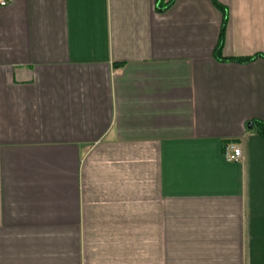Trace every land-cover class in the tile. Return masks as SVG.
Masks as SVG:
<instances>
[{
    "label": "crops",
    "instance_id": "1",
    "mask_svg": "<svg viewBox=\"0 0 264 264\" xmlns=\"http://www.w3.org/2000/svg\"><path fill=\"white\" fill-rule=\"evenodd\" d=\"M4 1L0 264H264V0Z\"/></svg>",
    "mask_w": 264,
    "mask_h": 264
},
{
    "label": "trees",
    "instance_id": "2",
    "mask_svg": "<svg viewBox=\"0 0 264 264\" xmlns=\"http://www.w3.org/2000/svg\"><path fill=\"white\" fill-rule=\"evenodd\" d=\"M175 0H159L158 4L160 8H168ZM214 4H216V6H218L223 12H224V24H223V28H222V32H221V36H220V40H219V44L218 47L216 49L215 52V56L216 58L220 59V60H230V61H236V62H250L252 60H255L258 57H262V55H255V56H251V57H245V58H223L222 57V46H223V41H224V27L227 21V11L226 9L220 5L217 0H213ZM252 125V128L250 129V131L255 132L261 139L264 140V121L262 120H255L252 122H249ZM249 123L247 124V127L249 125Z\"/></svg>",
    "mask_w": 264,
    "mask_h": 264
},
{
    "label": "built area",
    "instance_id": "3",
    "mask_svg": "<svg viewBox=\"0 0 264 264\" xmlns=\"http://www.w3.org/2000/svg\"><path fill=\"white\" fill-rule=\"evenodd\" d=\"M0 6H6V2L4 0H0ZM225 157L228 161L238 162L243 158V150L240 146L234 143H229L225 147Z\"/></svg>",
    "mask_w": 264,
    "mask_h": 264
},
{
    "label": "water",
    "instance_id": "4",
    "mask_svg": "<svg viewBox=\"0 0 264 264\" xmlns=\"http://www.w3.org/2000/svg\"><path fill=\"white\" fill-rule=\"evenodd\" d=\"M248 128H249V129H251V128H252V125H251V123H249V125H248Z\"/></svg>",
    "mask_w": 264,
    "mask_h": 264
}]
</instances>
